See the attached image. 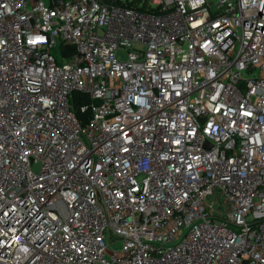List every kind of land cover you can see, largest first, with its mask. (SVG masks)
<instances>
[{"label":"built area","instance_id":"obj_1","mask_svg":"<svg viewBox=\"0 0 264 264\" xmlns=\"http://www.w3.org/2000/svg\"><path fill=\"white\" fill-rule=\"evenodd\" d=\"M0 264H264V0H0Z\"/></svg>","mask_w":264,"mask_h":264},{"label":"trees","instance_id":"obj_2","mask_svg":"<svg viewBox=\"0 0 264 264\" xmlns=\"http://www.w3.org/2000/svg\"><path fill=\"white\" fill-rule=\"evenodd\" d=\"M62 46V53L63 55H67L69 53H71L73 51V47L72 46H69V47H66L64 45H61ZM64 46V47H63ZM88 102V98L86 95H83L81 93H74V98L72 100V105L73 107L76 109L77 112H79L80 110V104L81 103H86Z\"/></svg>","mask_w":264,"mask_h":264},{"label":"rangeland","instance_id":"obj_3","mask_svg":"<svg viewBox=\"0 0 264 264\" xmlns=\"http://www.w3.org/2000/svg\"><path fill=\"white\" fill-rule=\"evenodd\" d=\"M56 53V52H55ZM56 55H57V53H56ZM119 56L121 57V58H125V56H126V52L125 51H120L119 52ZM110 244V246L112 247V248H120L121 247V244L118 242V243H109Z\"/></svg>","mask_w":264,"mask_h":264},{"label":"water","instance_id":"obj_4","mask_svg":"<svg viewBox=\"0 0 264 264\" xmlns=\"http://www.w3.org/2000/svg\"><path fill=\"white\" fill-rule=\"evenodd\" d=\"M105 1H110V0H105Z\"/></svg>","mask_w":264,"mask_h":264}]
</instances>
